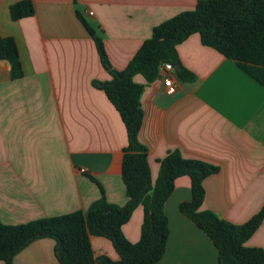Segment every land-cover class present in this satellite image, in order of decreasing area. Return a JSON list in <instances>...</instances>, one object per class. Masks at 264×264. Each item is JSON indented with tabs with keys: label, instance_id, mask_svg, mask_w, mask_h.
Returning a JSON list of instances; mask_svg holds the SVG:
<instances>
[{
	"label": "crops",
	"instance_id": "crops-1",
	"mask_svg": "<svg viewBox=\"0 0 264 264\" xmlns=\"http://www.w3.org/2000/svg\"><path fill=\"white\" fill-rule=\"evenodd\" d=\"M20 1L0 0V38L13 39L21 67L13 79L9 63L0 60V223L85 212L99 199V188L107 203L124 206L127 134L93 85L111 77L77 13L101 38L110 69L122 71L153 27L199 0H29L33 15L13 21L9 8ZM176 54L194 79L174 74V94L164 93L160 77L132 78L142 86L137 141L147 153L151 184L170 152L214 166L217 172L202 182L200 210L244 224L264 204V87L202 45L197 34L178 44ZM190 198V178H177L163 208L168 237L157 264H218L212 242L179 211ZM142 218L137 206L121 228L130 243L139 240ZM89 242L95 258L120 260L108 239L90 236ZM244 245L264 248V219ZM11 264H59L55 241L31 242Z\"/></svg>",
	"mask_w": 264,
	"mask_h": 264
},
{
	"label": "trees",
	"instance_id": "trees-1",
	"mask_svg": "<svg viewBox=\"0 0 264 264\" xmlns=\"http://www.w3.org/2000/svg\"><path fill=\"white\" fill-rule=\"evenodd\" d=\"M9 14L13 21L31 17L32 3L29 0L15 3L10 6ZM77 17L93 40L101 65L111 77L106 83L93 85L104 92L126 130L121 180L127 201L122 207L109 204L99 188V199L85 212L38 219L18 226L0 223V261L11 264L13 257L31 242L49 238L55 241L59 264H157L164 254L168 237L164 204L173 191L174 181L188 176L191 198L180 203L179 211L212 242L218 253V264H264V248L244 245L264 219V204L241 225H233L209 211L200 210L204 197L202 182L217 172L216 167L184 159L178 151L170 152L159 162L157 179L151 184L147 153L137 141L142 120L139 106L142 86L132 81L135 74L153 81L158 77L161 64H178L176 46L197 34L202 45L236 62L245 74L264 87V0H199L192 10L153 27L150 37L122 71L110 69L101 38L79 13ZM0 60L9 63L13 79L21 76L12 38H0ZM175 74L181 81L194 79L181 67ZM137 206L143 209L140 236L136 243H130L121 228ZM90 236L108 239L120 260L95 258Z\"/></svg>",
	"mask_w": 264,
	"mask_h": 264
},
{
	"label": "built area",
	"instance_id": "built-area-1",
	"mask_svg": "<svg viewBox=\"0 0 264 264\" xmlns=\"http://www.w3.org/2000/svg\"><path fill=\"white\" fill-rule=\"evenodd\" d=\"M87 15L92 16V12H87ZM174 74V66L170 63H163L158 67V77L162 79L164 93L168 96L174 94L179 87V82Z\"/></svg>",
	"mask_w": 264,
	"mask_h": 264
},
{
	"label": "water",
	"instance_id": "water-1",
	"mask_svg": "<svg viewBox=\"0 0 264 264\" xmlns=\"http://www.w3.org/2000/svg\"><path fill=\"white\" fill-rule=\"evenodd\" d=\"M174 69H175V70H178V69H179V65L175 63V64H174Z\"/></svg>",
	"mask_w": 264,
	"mask_h": 264
}]
</instances>
